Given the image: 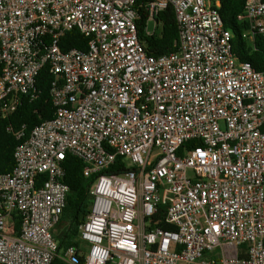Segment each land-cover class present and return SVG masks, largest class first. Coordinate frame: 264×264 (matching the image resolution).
Here are the masks:
<instances>
[{"label": "built area", "instance_id": "2783aa9c", "mask_svg": "<svg viewBox=\"0 0 264 264\" xmlns=\"http://www.w3.org/2000/svg\"><path fill=\"white\" fill-rule=\"evenodd\" d=\"M221 3L0 0V115L39 97L44 68L54 78L53 119L0 175V264H264V73L234 53ZM169 8L177 50L156 57L140 10L150 36ZM238 20L264 37V0ZM74 30L87 49L63 51ZM69 155L95 180L79 245L61 250ZM161 214L171 229L153 224Z\"/></svg>", "mask_w": 264, "mask_h": 264}, {"label": "trees", "instance_id": "16d2710c", "mask_svg": "<svg viewBox=\"0 0 264 264\" xmlns=\"http://www.w3.org/2000/svg\"><path fill=\"white\" fill-rule=\"evenodd\" d=\"M138 4L150 0H137ZM219 10L223 19L225 28L232 32L233 51L239 61L250 63L257 71L264 73V37L257 36L253 41L244 37L248 24L246 21L238 20V16L243 13L245 0H221ZM141 19L138 22L139 37L145 43L149 54L156 57L173 53L177 50L179 42L178 25L172 8L163 11L158 17L160 22L159 29L152 35L145 34L147 25V14L144 9L140 10ZM89 39L84 37L78 30L66 33L61 39V49L69 51L72 49L86 50ZM2 66H0V76ZM54 78L44 68L37 82L39 97L31 100L24 97L22 103L17 109L6 115H0V175L12 172L14 169V152L21 141L28 138L35 126L53 119L54 107L50 97V87ZM24 130L25 137L19 140L16 133ZM11 127L13 132L8 131ZM200 145L198 141H191L187 144L189 148H195ZM121 161L110 170L111 173H117L122 170ZM66 175L65 183L70 187V193L67 197V206L64 210L62 220L54 229L53 234L61 250L71 246H78L79 226L84 222L89 213L90 189L95 178H87L84 175V164L78 158L69 155L64 163ZM1 202V200H0ZM159 227L171 229L164 223L162 214L153 219ZM157 222V223H156ZM15 229L20 230L19 219L15 220ZM52 264H65L62 260L56 259Z\"/></svg>", "mask_w": 264, "mask_h": 264}]
</instances>
